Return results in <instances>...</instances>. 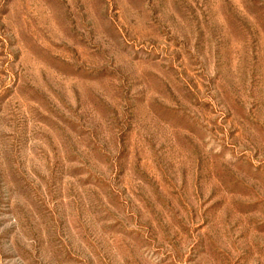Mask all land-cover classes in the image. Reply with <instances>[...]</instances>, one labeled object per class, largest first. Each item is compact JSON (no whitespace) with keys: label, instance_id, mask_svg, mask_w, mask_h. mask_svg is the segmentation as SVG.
Masks as SVG:
<instances>
[{"label":"rangeland","instance_id":"rangeland-1","mask_svg":"<svg viewBox=\"0 0 264 264\" xmlns=\"http://www.w3.org/2000/svg\"><path fill=\"white\" fill-rule=\"evenodd\" d=\"M0 264H264V0H0Z\"/></svg>","mask_w":264,"mask_h":264}]
</instances>
